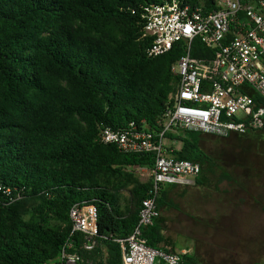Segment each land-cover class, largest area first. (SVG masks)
Returning <instances> with one entry per match:
<instances>
[{"label": "trees", "instance_id": "obj_1", "mask_svg": "<svg viewBox=\"0 0 264 264\" xmlns=\"http://www.w3.org/2000/svg\"><path fill=\"white\" fill-rule=\"evenodd\" d=\"M168 1L0 0V264L58 263L66 242L83 259L120 264L114 240L137 224L151 181L136 173L150 170L154 155L123 153L101 142L99 133L130 124L163 130V113L178 86L170 69L181 48L149 58L142 15ZM181 2L205 13L218 9L215 0ZM216 52L199 38L191 43L192 58L212 59ZM246 134L231 135L238 141ZM205 136L164 133L167 155L201 167L194 186L178 187H195L212 172L214 162L201 147ZM175 186H161V211L178 208L170 199ZM75 203L96 209L98 235L90 252L82 250V236L70 237L68 212ZM143 237L148 246L175 253L162 217ZM192 259L186 254L180 264Z\"/></svg>", "mask_w": 264, "mask_h": 264}, {"label": "built area", "instance_id": "obj_2", "mask_svg": "<svg viewBox=\"0 0 264 264\" xmlns=\"http://www.w3.org/2000/svg\"><path fill=\"white\" fill-rule=\"evenodd\" d=\"M217 10L205 13L181 0H169L145 8L142 35L151 39L146 53L156 58L175 46L181 55L171 66L178 86L171 96L172 106L163 113L160 133L137 130L100 131V141L126 154H153L148 175L151 187L141 201L138 221L130 235L114 240L120 250V264H180L186 250L165 252L147 245L143 232L161 217L157 197L162 185L194 186L201 167L188 160H176L165 153L164 133L188 130L226 138L264 128V0L243 4L240 0H215ZM199 38L208 49H216L212 59L190 56L191 43ZM70 237L80 235L90 252L98 235L97 213L93 205L73 204L68 212ZM98 264L79 255L73 243L62 247L58 263Z\"/></svg>", "mask_w": 264, "mask_h": 264}, {"label": "rangeland", "instance_id": "obj_3", "mask_svg": "<svg viewBox=\"0 0 264 264\" xmlns=\"http://www.w3.org/2000/svg\"><path fill=\"white\" fill-rule=\"evenodd\" d=\"M201 147L214 162L212 172L206 174L210 185L204 192L208 198L220 199L224 196L222 192L226 190L227 181L222 177L224 174L238 179L249 176L252 170L264 172V144L258 138H253L250 142L236 141L232 136L221 139L206 135ZM136 175L143 182L149 178L140 170H137ZM170 199L178 208L164 210V232L173 241L175 249L188 250L197 264L264 263V225L242 232H227L223 225L208 232L197 226L193 216L194 210L197 211V185L172 192Z\"/></svg>", "mask_w": 264, "mask_h": 264}, {"label": "crops", "instance_id": "obj_4", "mask_svg": "<svg viewBox=\"0 0 264 264\" xmlns=\"http://www.w3.org/2000/svg\"><path fill=\"white\" fill-rule=\"evenodd\" d=\"M256 134L259 136H255ZM253 138H258V141L264 144V129L250 132L243 137L244 140L250 142ZM207 178L206 174L202 175L199 180L200 184H197V211L194 210L195 213L193 214L197 226H201L206 229L205 231L210 232L214 227L225 225L227 232H242L243 230L249 231L250 228L254 229L255 226L264 225V172L252 170L249 176L238 179L230 176V179L226 181L225 194L220 199L208 198L207 193L204 192L207 190V186L210 185ZM179 189L183 188L175 186L173 191ZM221 202L223 203V209L218 207ZM164 212L163 210L161 217L165 224ZM178 213L188 217L187 214ZM164 236L169 238L165 232ZM168 246L175 249L172 240ZM183 250L186 249H175V253ZM191 263L197 264L195 258L190 261Z\"/></svg>", "mask_w": 264, "mask_h": 264}]
</instances>
